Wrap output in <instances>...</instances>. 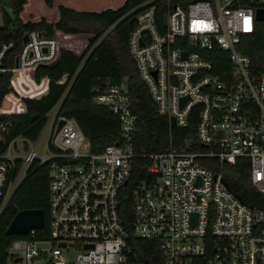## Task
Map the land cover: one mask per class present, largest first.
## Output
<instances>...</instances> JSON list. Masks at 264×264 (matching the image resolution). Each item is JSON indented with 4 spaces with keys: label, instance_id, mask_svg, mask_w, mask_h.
Here are the masks:
<instances>
[{
    "label": "built area",
    "instance_id": "built-area-1",
    "mask_svg": "<svg viewBox=\"0 0 264 264\" xmlns=\"http://www.w3.org/2000/svg\"><path fill=\"white\" fill-rule=\"evenodd\" d=\"M156 1L130 13L129 49L158 112L190 129L186 149L137 154L138 117L125 85L110 81L95 88L94 99L118 117L123 140L101 152L91 150L76 120L60 115L68 89L35 140L7 139L10 121L0 123V221L35 164L47 165L49 177L48 232L38 235L45 221L18 235L7 264H146L120 216L137 157L150 165L131 191L132 235L158 246L150 264H264V208L245 203L223 177L224 164L247 159L264 195V73L254 74L238 50L264 0H170L162 25ZM24 37L16 54L13 40H0V75H10L1 116L25 114L24 100L48 91L49 80L37 82L35 71L59 54L58 41L39 30Z\"/></svg>",
    "mask_w": 264,
    "mask_h": 264
},
{
    "label": "trees",
    "instance_id": "trees-1",
    "mask_svg": "<svg viewBox=\"0 0 264 264\" xmlns=\"http://www.w3.org/2000/svg\"><path fill=\"white\" fill-rule=\"evenodd\" d=\"M146 0H0L3 26L0 40H13L20 51L24 35L39 30L59 43L55 61L39 66L35 80H49L48 94L41 99H25L27 112L23 115L1 116L0 123L10 121L7 139L22 135L35 140L43 129L47 115L68 89L60 115L73 118L90 141L93 152H101L109 145L122 142V129L118 119L108 107L95 102V88L112 85L128 87L130 107L137 115V132L133 146L137 154H150L173 147L186 149L184 138L190 129L172 126L170 119L162 116L152 100L147 86L140 78L136 62L129 49V36L135 27L134 14L130 13ZM170 0H158L157 21L165 22ZM10 7L11 14L6 11ZM238 50L251 59V71L264 73V21H257L253 33L242 37ZM224 55V53H223ZM216 66L218 61L214 59ZM218 68V67H217ZM75 76L72 84V78ZM10 75H0V108L9 93ZM69 87V88H68ZM216 160L203 164L212 167ZM128 184L120 195V216L130 238L128 244L149 263L158 246L150 241L135 239L132 235L134 185L146 178L150 159L137 157ZM224 174L229 188L245 203L264 208V195L252 184L250 163L239 159L234 165L224 164ZM24 209H42L46 228L38 232L42 237L49 224L48 166L35 164L19 188L12 203L0 221V264H7L6 250L18 235L6 233L16 214ZM160 252V250H159Z\"/></svg>",
    "mask_w": 264,
    "mask_h": 264
},
{
    "label": "water",
    "instance_id": "water-1",
    "mask_svg": "<svg viewBox=\"0 0 264 264\" xmlns=\"http://www.w3.org/2000/svg\"><path fill=\"white\" fill-rule=\"evenodd\" d=\"M197 1L198 0H194L193 2ZM257 20L264 21V9L257 10ZM24 41H27V36L24 37ZM186 54L187 53H185V56ZM125 89L127 90L128 87L125 86ZM47 94L48 92L44 95L38 96L37 99H41ZM64 123V120L60 121L57 131L60 130ZM171 124L172 126L176 125L174 118L172 119ZM45 221V212L42 209H24L16 214L7 228L6 233L8 235H26L33 229H43L45 227Z\"/></svg>",
    "mask_w": 264,
    "mask_h": 264
},
{
    "label": "rangeland",
    "instance_id": "rangeland-1",
    "mask_svg": "<svg viewBox=\"0 0 264 264\" xmlns=\"http://www.w3.org/2000/svg\"><path fill=\"white\" fill-rule=\"evenodd\" d=\"M6 11H7L9 14L12 13L10 7H8V6H6ZM2 26H3V12L0 11V27H2Z\"/></svg>",
    "mask_w": 264,
    "mask_h": 264
}]
</instances>
